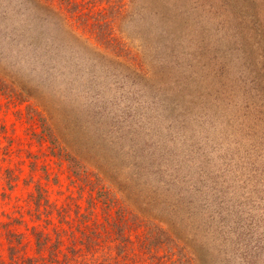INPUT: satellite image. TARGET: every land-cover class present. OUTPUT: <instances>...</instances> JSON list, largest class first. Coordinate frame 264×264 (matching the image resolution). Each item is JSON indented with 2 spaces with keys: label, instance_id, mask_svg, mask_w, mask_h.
Here are the masks:
<instances>
[{
  "label": "rangeland",
  "instance_id": "rangeland-1",
  "mask_svg": "<svg viewBox=\"0 0 264 264\" xmlns=\"http://www.w3.org/2000/svg\"><path fill=\"white\" fill-rule=\"evenodd\" d=\"M0 87V264L106 201L136 243L264 264V0H0Z\"/></svg>",
  "mask_w": 264,
  "mask_h": 264
},
{
  "label": "trees",
  "instance_id": "trees-1",
  "mask_svg": "<svg viewBox=\"0 0 264 264\" xmlns=\"http://www.w3.org/2000/svg\"><path fill=\"white\" fill-rule=\"evenodd\" d=\"M48 1V0H47ZM45 2V0H43ZM105 37V36H101ZM2 90L0 87V92ZM2 92V93H3ZM4 94V93H3ZM73 161V160H72ZM70 163V169L79 181L87 182L82 178L84 169L76 162ZM98 196H102L101 193ZM98 199V197H96ZM33 202L36 207V215L40 216L43 210H47L52 206L43 195L41 188L37 187V194L33 196ZM94 199L89 203L94 204ZM105 209L109 208V216L107 225L96 224L88 220L91 211L85 214H77L79 220L78 225L71 227L68 231L65 229H54L53 235L48 231L32 229L35 240V251L37 256H25L21 254L24 246L21 234L7 231L9 241V259L11 264H133L138 257L142 261H147V264H199L198 260L193 256L185 255L177 243V240H166L161 238L160 234L154 232L160 228L158 222L148 223L146 227L152 225V230H148L144 240H138L136 243L131 240L127 231L130 230L128 216L134 217L133 214L126 208L117 210V219L113 222L110 220L111 209L114 204L103 202ZM135 220V217L133 218ZM17 221V219L15 220ZM141 221V222H140ZM140 219L141 225L148 219ZM130 224V225H129ZM69 245L65 246L64 236L66 235ZM163 249L168 255H158V252ZM178 249V251H177ZM47 253V255H46ZM181 253V254H179ZM163 258H166L163 260Z\"/></svg>",
  "mask_w": 264,
  "mask_h": 264
}]
</instances>
